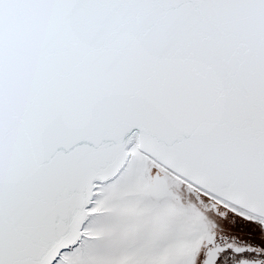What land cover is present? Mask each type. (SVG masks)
I'll return each mask as SVG.
<instances>
[{
  "label": "snow or ice",
  "instance_id": "snow-or-ice-1",
  "mask_svg": "<svg viewBox=\"0 0 264 264\" xmlns=\"http://www.w3.org/2000/svg\"><path fill=\"white\" fill-rule=\"evenodd\" d=\"M0 264H264V0H0Z\"/></svg>",
  "mask_w": 264,
  "mask_h": 264
}]
</instances>
